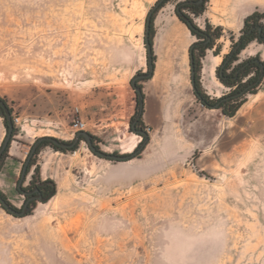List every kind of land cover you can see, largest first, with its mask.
<instances>
[{
    "label": "rangeland",
    "instance_id": "374dc122",
    "mask_svg": "<svg viewBox=\"0 0 264 264\" xmlns=\"http://www.w3.org/2000/svg\"><path fill=\"white\" fill-rule=\"evenodd\" d=\"M158 1L0 0V99L19 119L0 164L10 207L25 200L16 186L32 147L45 137L71 143L73 119L106 154L142 143L131 131L130 83L148 71L145 24ZM181 1L153 14L154 72L138 85L145 147L127 162L101 159L84 141L38 148L21 188L50 180L55 192L22 218L0 205V264H264V78L233 117L203 106L189 64L201 40L176 18ZM185 11L212 37L198 82L214 102L231 91L218 67L247 22L264 25V0H205L195 15ZM253 56L264 63V45L247 44L236 60ZM179 77L188 87L178 96L158 91Z\"/></svg>",
    "mask_w": 264,
    "mask_h": 264
},
{
    "label": "flooded vegetation",
    "instance_id": "af4514ba",
    "mask_svg": "<svg viewBox=\"0 0 264 264\" xmlns=\"http://www.w3.org/2000/svg\"><path fill=\"white\" fill-rule=\"evenodd\" d=\"M164 2L165 0H163L160 5H162ZM204 2L205 0L181 1L175 7L176 18L180 17L183 21V23H181L188 29L189 26L187 25V21H189L192 25L193 23L191 17L188 13H186L185 10L191 11L192 15H195L200 11L202 6L204 5ZM246 24L247 28L244 29L241 37L233 46L232 51L227 55V57L223 59L220 66L218 67V81H220L221 85L229 86L231 91L226 94H222L214 102H212L213 99H208L212 102L209 106L210 108L208 109L217 106L214 110H218L219 107L226 108L227 106L237 103L248 93L256 89L261 84V81L264 78V63L257 56L244 59L243 61L236 60V57H238V55L243 50L239 49L244 43L250 41L248 42V44L257 42L264 45V25H261V21L259 20V18L255 17L251 22H247ZM195 33L197 35L199 34L198 32ZM145 80L148 79L137 80L136 86L139 87V83ZM138 103L139 102L137 97V110L139 105ZM133 123L135 125V129L139 132H142L139 127V120L137 122H135L134 120L131 125ZM92 142H94L93 139ZM71 143L60 144L69 145ZM29 182L30 184L28 185V187L22 189L23 193H26V195L20 193L21 195H23L25 200L22 204V207L18 209V211H21L25 204H27V208L30 210V208L35 203L44 202L49 194L48 189L41 182H34L33 179H30ZM29 210L25 212V216L28 214Z\"/></svg>",
    "mask_w": 264,
    "mask_h": 264
},
{
    "label": "water",
    "instance_id": "95a60500",
    "mask_svg": "<svg viewBox=\"0 0 264 264\" xmlns=\"http://www.w3.org/2000/svg\"><path fill=\"white\" fill-rule=\"evenodd\" d=\"M163 2V0H159L154 7L149 11L147 19H146V24H145V38H144V44H145V48H146V52H147V65H148V71L147 73H144L142 75H136L132 80H131V87L133 88V90L135 91L137 97H138V110H137V116L135 119V122H137L143 113V95L141 93V89L139 87L136 86V81L137 80H141V79H150L153 76V72H154V67H153V61H152V44L150 43V39H149V23H150V19L151 16L153 15V13L158 9V7L160 6V4ZM187 25L191 28L194 29L193 25L187 21ZM189 53L191 54V49L189 50ZM194 83H195V78H194V72L191 70V87L194 90ZM0 107L3 109L5 115H6V120H7V133L6 136L3 140V143L0 147V155L3 154V152L7 149L11 137H12V131H13V123L11 120V116L10 113L8 112L4 102L2 100H0ZM217 106L211 107V109H216ZM131 131L137 135L138 137H141L143 139L142 143L140 144V146L137 148L136 151H134L133 153H130L128 155H112V154H106L100 150H98L92 142V137L86 133V132H78L76 134L75 139L73 140V142L69 145H65V144H60L57 140L53 139V138H41L39 139L35 145L32 147V150L30 151L23 167H22V171L16 186V189L19 193H23V190L21 188L23 181L27 175V171H28V165L30 162V159L32 158L36 146L38 144H40L41 142L47 140L49 142H51L52 144H54L55 146H58L62 149H72L76 146V144L78 142L84 141L89 150L91 151V153L101 159H106L109 161H116V162H127L130 161L132 159L135 158V156L142 151V149L145 147V145L147 144L148 141V135L145 132H139L135 129V125L134 123L131 125ZM23 195H26V193H23ZM0 205L1 207L10 215L14 216V217H19L22 218L25 216V212L28 211L29 209L27 208V204L24 205L23 209L21 211H16L15 209H13L12 207H10L1 197H0Z\"/></svg>",
    "mask_w": 264,
    "mask_h": 264
},
{
    "label": "trees",
    "instance_id": "16d2710c",
    "mask_svg": "<svg viewBox=\"0 0 264 264\" xmlns=\"http://www.w3.org/2000/svg\"><path fill=\"white\" fill-rule=\"evenodd\" d=\"M166 2H168V0H165V2L160 5L158 7L161 8ZM157 9V10H158ZM154 14V13H153ZM178 20L180 22L183 23L182 19L180 17H177ZM152 22H153V15L151 16V19H150V23H149V27H150V30H149V39H150V43L152 41ZM188 30L189 32L195 36V37H198V39H200L201 41L200 42H197V43H194L192 46H191V54L189 53V64H190V70H192L194 72V78H195V83H194V90H193V94L195 96V98L205 107L207 108H210L209 106L211 105V101L208 100V98L200 91V87H199V79H198V73H199V70H200V63L198 61V58H200L202 56V54L210 48V46L212 45V37L208 34V32L206 31H200L198 28H196L194 26V29H191L190 27H188ZM195 32H198L199 34L197 35ZM250 42V41H248ZM248 42L244 43L239 50H242L247 44ZM152 44V43H151ZM152 61H154L153 59V56H152ZM218 78V77H217ZM1 100V99H0ZM239 102V101H238ZM235 103V104H232L230 106H227L226 108H222V107H219L218 110L221 111V113L226 116V117H233L235 112L239 109L240 107V103ZM5 104V103H4ZM6 106V105H5ZM0 114L3 118H5L4 116V113H3V109L0 107ZM5 128H6V133H7V130H8V127L6 126V123H5ZM60 142V141H59ZM62 143V142H60ZM10 144V143H9ZM141 144V143H140ZM140 144L134 149V151L137 150V148L140 146ZM51 146L53 147L54 149H57V150H62V148L58 147V146H55L54 144H52L51 142L45 140L43 142H41L40 144H38L36 146V149H35V152L32 156V158L37 154L38 152V148L44 146ZM9 146V145H8ZM7 151H8V147L7 149L3 152L2 155H0V164L2 163V161L4 160V158L6 157V154H7ZM32 158L30 159V162H29V165H28V170L30 169V167L33 165L32 164ZM47 189H48V196L47 198H50L54 195V184L52 181L50 180H45L43 182H41ZM0 197L7 203L6 201V198L4 197V195L0 192ZM46 198V199H47ZM8 204V203H7Z\"/></svg>",
    "mask_w": 264,
    "mask_h": 264
},
{
    "label": "crops",
    "instance_id": "0c3cea01",
    "mask_svg": "<svg viewBox=\"0 0 264 264\" xmlns=\"http://www.w3.org/2000/svg\"><path fill=\"white\" fill-rule=\"evenodd\" d=\"M151 79H152V77L150 79H148V80H151ZM190 82H191V79H190ZM186 87H188V83L185 80V77H179L177 82H175V83L169 82V84H168V86L166 88H162V89L160 88V89H158V91H161L164 94L167 93L166 96H168L169 98H174V97L178 96L179 93H181L184 90H186ZM191 89H192V87H191ZM173 103H174V100L166 101L165 110H168V107L171 104H173ZM143 109H144V98H143ZM142 115H143V113H142ZM4 138H5L4 137V133L2 131V121H1V118H0V144H1V142H3ZM8 179H11V180L13 179L14 180L13 183H15L18 180L16 178V176L15 177L14 176H9V178H7L6 181H8Z\"/></svg>",
    "mask_w": 264,
    "mask_h": 264
},
{
    "label": "built area",
    "instance_id": "2783aa9c",
    "mask_svg": "<svg viewBox=\"0 0 264 264\" xmlns=\"http://www.w3.org/2000/svg\"><path fill=\"white\" fill-rule=\"evenodd\" d=\"M12 123L13 125H17L19 123V119H14ZM71 129L73 130V133L84 131L85 123L80 118L73 119Z\"/></svg>",
    "mask_w": 264,
    "mask_h": 264
},
{
    "label": "bare ground",
    "instance_id": "6f19581e",
    "mask_svg": "<svg viewBox=\"0 0 264 264\" xmlns=\"http://www.w3.org/2000/svg\"><path fill=\"white\" fill-rule=\"evenodd\" d=\"M135 138H137L139 140V138L137 136H135ZM136 145H134L133 147L129 148L128 152H131L132 150H134V148L136 147Z\"/></svg>",
    "mask_w": 264,
    "mask_h": 264
}]
</instances>
